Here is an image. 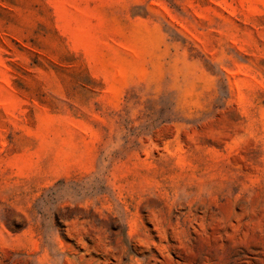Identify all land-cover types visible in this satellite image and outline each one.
Wrapping results in <instances>:
<instances>
[{"label": "rangeland", "instance_id": "rangeland-1", "mask_svg": "<svg viewBox=\"0 0 264 264\" xmlns=\"http://www.w3.org/2000/svg\"><path fill=\"white\" fill-rule=\"evenodd\" d=\"M0 264H264V0H0Z\"/></svg>", "mask_w": 264, "mask_h": 264}]
</instances>
